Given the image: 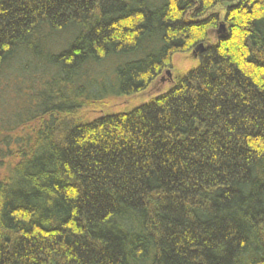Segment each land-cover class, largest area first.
I'll use <instances>...</instances> for the list:
<instances>
[{
	"label": "trees",
	"instance_id": "obj_1",
	"mask_svg": "<svg viewBox=\"0 0 264 264\" xmlns=\"http://www.w3.org/2000/svg\"><path fill=\"white\" fill-rule=\"evenodd\" d=\"M4 134L0 264H264V0H0Z\"/></svg>",
	"mask_w": 264,
	"mask_h": 264
},
{
	"label": "rangeland",
	"instance_id": "obj_2",
	"mask_svg": "<svg viewBox=\"0 0 264 264\" xmlns=\"http://www.w3.org/2000/svg\"><path fill=\"white\" fill-rule=\"evenodd\" d=\"M220 33L214 32L211 34V39L214 42L216 40V36H219ZM199 64V59L194 57L191 52L189 53H176L172 56L171 59V68L168 69L170 75L165 74L167 71H163L162 74L154 81L151 86L144 92L134 95V96H110L107 97L104 105L100 108H91V109H84L80 116L88 121H92L104 114H116L120 112L129 111L132 108L141 106L146 104L150 99L165 92L168 90L177 76L184 75L188 71L194 69ZM163 77V78H162ZM161 78L163 80H161ZM96 81H99L98 79ZM113 88V80L105 81L102 84V92H110ZM112 97V98H111ZM17 102L10 101L8 104L7 109L10 110L13 108L14 104ZM5 137L4 135H0V143L2 139ZM13 139V137H11ZM11 139V140H12ZM1 149L3 147L0 146ZM3 161V159H0ZM1 165V164H0Z\"/></svg>",
	"mask_w": 264,
	"mask_h": 264
},
{
	"label": "bare ground",
	"instance_id": "obj_3",
	"mask_svg": "<svg viewBox=\"0 0 264 264\" xmlns=\"http://www.w3.org/2000/svg\"><path fill=\"white\" fill-rule=\"evenodd\" d=\"M201 51H202V47H201ZM193 55V54H192ZM194 57H196V56H194Z\"/></svg>",
	"mask_w": 264,
	"mask_h": 264
},
{
	"label": "flooded vegetation",
	"instance_id": "obj_4",
	"mask_svg": "<svg viewBox=\"0 0 264 264\" xmlns=\"http://www.w3.org/2000/svg\"><path fill=\"white\" fill-rule=\"evenodd\" d=\"M165 74H167V73H165ZM167 75H168V74H167ZM162 78H163V77H162ZM162 78H161V80H163Z\"/></svg>",
	"mask_w": 264,
	"mask_h": 264
},
{
	"label": "water",
	"instance_id": "obj_5",
	"mask_svg": "<svg viewBox=\"0 0 264 264\" xmlns=\"http://www.w3.org/2000/svg\"><path fill=\"white\" fill-rule=\"evenodd\" d=\"M167 73H169V72L167 71Z\"/></svg>",
	"mask_w": 264,
	"mask_h": 264
}]
</instances>
